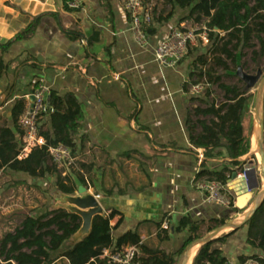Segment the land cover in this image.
I'll use <instances>...</instances> for the list:
<instances>
[{"label": "crops", "instance_id": "obj_1", "mask_svg": "<svg viewBox=\"0 0 264 264\" xmlns=\"http://www.w3.org/2000/svg\"><path fill=\"white\" fill-rule=\"evenodd\" d=\"M80 1L78 9L63 10L61 0H0V45L10 43L0 55L6 65L0 76V130L9 131L19 155L23 133L18 125L20 116L15 117V103L23 101L25 110L30 106L28 98L40 85L58 97L74 99L82 115L74 137L78 169L64 171L74 181L76 191L61 195L99 197L103 215L113 213L109 222L113 243L126 232L134 233L140 245L156 251L152 257L156 256L158 262L172 258L182 264L189 257L187 264H192L201 247L198 241L221 228L209 231L217 221L227 226L253 208L264 183L260 166L248 159L252 148L249 155L239 158L241 166H229L222 148L214 150L211 158L204 156L201 165L197 161L201 149L192 148L187 121H194L193 110L201 108L196 100L199 95H192L190 89L197 79L193 74L201 69L197 58L205 53L196 51L174 68L159 66L153 57L172 29L187 31L198 26L193 17L188 18L190 8L180 10L166 0H144L145 8L154 9L146 27L154 31L146 33L147 42L141 47L130 28L126 0ZM29 26L32 32L16 40ZM196 47L197 43L188 51ZM47 97L46 112L38 119L42 131L50 130V115L56 112L48 109ZM223 168L234 171L226 182L231 207L208 203L193 187L197 174L219 173ZM251 170L255 171L253 175ZM242 171L247 172L246 185L256 183V190L247 191L240 177ZM1 172L5 184L0 189V214L6 216L14 212L12 208L15 212L20 208L17 195L6 205L8 193L18 187L21 195L24 184L37 193L40 180ZM77 174L84 183L77 181ZM46 178L56 190L54 177ZM240 203L242 207L238 208ZM64 205H54L47 211ZM184 218L201 226L196 234L199 239L180 254L189 236L188 228L177 231ZM164 222L167 230L162 229ZM240 224L225 242L211 245L212 250L222 252L228 264L261 256L245 243L247 226ZM77 242L72 236L52 252L51 264H69L61 255ZM140 256L151 257L148 253Z\"/></svg>", "mask_w": 264, "mask_h": 264}, {"label": "trees", "instance_id": "obj_2", "mask_svg": "<svg viewBox=\"0 0 264 264\" xmlns=\"http://www.w3.org/2000/svg\"><path fill=\"white\" fill-rule=\"evenodd\" d=\"M172 7L180 10L190 8L188 18L193 17L194 25H204L207 30V40L211 42V49L206 55L197 58V64L201 67L196 76L198 80H206L209 85H216L223 92V101L219 104L216 99L204 108L193 110L194 121H187L190 134V144L193 149L203 150L206 158L213 157L214 150L222 148L226 151L229 166H241L239 158L249 155L251 150L252 126L244 119L246 117V104L249 98L248 92L237 86H228L222 83L223 77H228L229 64L235 68L236 58L241 60L244 51L255 48L254 41L258 44V54L264 55V0H166ZM73 0H61L63 10H69V4ZM154 9H150L151 17ZM171 16V13L168 17ZM149 26V25H148ZM143 27L146 34L154 30ZM32 26L19 34L15 39H25ZM10 43L0 45V55L7 51ZM212 53V62L221 68L222 75L214 74L212 68L204 71L208 66L207 55ZM229 63V64H228ZM244 69V66H242ZM6 65L0 56V76L5 72ZM210 93L207 92V95ZM47 107L56 111L50 115V130H39L44 139V145L32 150L24 159H18V147L11 143V136L7 129L0 130V170L13 173H22L31 179L41 180L46 177H54L55 189L62 195H73L76 191L74 181L70 177H62L60 171L53 163L49 148L62 145L68 148L75 157L77 146L74 142L82 119L81 111L72 98L63 99L54 93L48 94ZM15 117L24 111V102L15 103ZM47 109V111H48ZM44 114V113H43ZM208 118V121L201 120ZM263 118H264V94H263ZM248 159L256 161L254 154ZM79 168H84L79 165ZM234 171L223 168L219 173L201 172L196 180L207 178L225 185ZM79 183H84L79 174L76 175ZM113 213L103 216H95L92 219L90 233L70 250L62 253L69 264H108L106 260H99L103 250H119L126 246H137L142 253H148L151 257L138 259L140 264H176L172 258L158 262L152 257L156 251L147 250L140 245L136 234L126 232L113 243L109 222ZM200 222H193L189 218L180 221L177 231L188 228L189 236L183 243L180 254L193 242L199 239L196 234L200 228ZM81 226V219L70 214L64 209H52L40 216L23 217L20 225L12 232H8L0 239V262L3 264H51L50 254L58 251ZM224 221H217L213 228L223 227ZM243 226H247V238L245 243L258 250L261 256H251L239 259V264L247 260L264 264V202L255 214L247 220ZM234 234H224L219 238L200 247L192 264H228L219 250H212L214 242L223 243Z\"/></svg>", "mask_w": 264, "mask_h": 264}, {"label": "built area", "instance_id": "obj_3", "mask_svg": "<svg viewBox=\"0 0 264 264\" xmlns=\"http://www.w3.org/2000/svg\"><path fill=\"white\" fill-rule=\"evenodd\" d=\"M144 0H126L124 9L130 19V28L133 32L136 42L139 46H144L147 42V36L143 32V27L151 23L150 9L143 5ZM80 0H73L69 4V8L78 9ZM200 31V33H198ZM196 37H199L203 43H208L207 30L204 25H199L193 29L182 31L180 29H172L166 38L155 49L153 57L155 63L161 67H176L187 55L188 47L196 43ZM204 85L198 84L192 86L190 93L192 95H200L204 90ZM49 94L47 87L40 85L32 93L34 98L32 107L28 106L18 118V125L23 133V147L19 152L18 159H24L28 154L44 145V139L39 134L38 119L46 112L45 99ZM49 155L60 171L62 177H66L64 170H77L75 158L71 155L68 148L58 145L49 148ZM197 161L201 165L204 161L202 150L197 151ZM246 171H242L240 177L245 181ZM193 187L196 191L204 195L208 203L221 206L231 207L233 202L228 194L226 184L222 185L215 180L200 178L195 180ZM96 200L99 197H95ZM162 229L167 230L166 222L162 224ZM140 251L137 246H126L119 250H103L100 259L106 260L108 264H140L138 259ZM242 264H257L256 261L247 260Z\"/></svg>", "mask_w": 264, "mask_h": 264}, {"label": "rangeland", "instance_id": "obj_4", "mask_svg": "<svg viewBox=\"0 0 264 264\" xmlns=\"http://www.w3.org/2000/svg\"><path fill=\"white\" fill-rule=\"evenodd\" d=\"M200 33V31L198 32ZM196 43L197 47L189 49L188 54L185 57H188L192 55V53H195L196 51L204 52L205 55L209 52L211 49V42H208L207 44H203L202 40L199 37H196ZM255 48L248 49L244 51V57L240 60V63L242 66H244V71L249 75H254L256 72L257 67L261 69V71L264 74V55L263 56H257L254 57L252 53L259 52L258 50V44L256 41H254ZM201 54V53H200ZM199 54V55H200ZM212 53L207 55V62L208 66L204 68V71L208 70L209 68H212L214 71V74L216 75H222L221 68L216 67L213 65L212 62ZM229 64V63H228ZM230 72L234 70V67L229 64ZM222 83L228 86H237L241 89L244 88V84L238 80L235 77L228 76L222 78ZM202 84L204 85L203 92L199 95V97L196 98L198 103L200 104L201 108H204L206 105H210L212 100L216 99V102L219 104L223 101V92L216 86V85H209L207 84L206 80H198L195 79L192 81V86ZM257 85L255 88H253L251 91H248L247 97L249 100L246 104V119L245 121L249 124H252V113L254 108V99L257 91ZM207 92L210 93L207 95ZM201 120L208 121V118L201 117ZM252 153H256V149H252ZM256 156V165H259V157ZM1 172V171H0ZM1 174H5V171H2ZM5 183L1 181L0 179V189L3 188ZM39 190L37 193H35L34 188L30 185H23L21 189V195L19 192V189H14L12 192H9L8 195L10 196L7 199L6 205H10V201H15V195H17L19 207L18 210L15 212L14 208L12 210L14 212H11L8 215L0 214V238L3 237L5 233H8L11 230H14L16 227H18L21 223V220L26 215H39L43 214L49 207H52L54 205H61V197L62 195L57 193L56 190H53V184L46 179L40 180L39 184ZM14 186H9L10 188H13ZM8 191V189H6ZM2 199H0V205H2ZM250 210V209H249ZM10 211V209H9ZM2 225V227H1Z\"/></svg>", "mask_w": 264, "mask_h": 264}, {"label": "water", "instance_id": "obj_5", "mask_svg": "<svg viewBox=\"0 0 264 264\" xmlns=\"http://www.w3.org/2000/svg\"><path fill=\"white\" fill-rule=\"evenodd\" d=\"M227 74L237 78L244 84L243 92L251 91L253 88H255L256 85L258 86L254 99V108L252 113L253 117L251 124L252 126L251 148H252V140L254 138L256 145V153H251V154L258 155L260 172L264 179V118H263L264 74L259 67H257L254 75L247 74L240 63L239 57H237L235 61V70L228 72ZM28 101L30 103V108H31L34 102L33 96H30L28 98ZM254 172H255L254 170H251L250 174L253 175ZM246 175L247 172H245L244 174L245 178ZM234 176L235 175H233V177ZM246 189L247 191L252 192L257 189V184L256 183H254L253 185L247 184ZM246 198L249 199L250 196L247 194ZM263 202H264V183L262 185L261 191L258 193L255 199L254 206L252 209L247 210L245 213H243L240 216V218L237 219L235 222L227 226H223L213 231L212 233L208 234L204 238L200 239L198 241L199 246H203L207 243H210L216 238L238 229L239 226L241 225L240 223L243 222L244 224L247 220H249L255 214V212L261 207ZM61 203L67 204V206L64 205V207L60 209H64L68 213L74 214L81 219V226L77 231V233L73 235V237L76 238L78 242L83 240L90 233L92 219L95 216H103V210L101 209L98 201L92 195L89 194L84 195L82 197L62 196ZM239 207H242L241 203L238 205V208ZM188 260L189 257H185L182 264H187Z\"/></svg>", "mask_w": 264, "mask_h": 264}, {"label": "bare ground", "instance_id": "obj_6", "mask_svg": "<svg viewBox=\"0 0 264 264\" xmlns=\"http://www.w3.org/2000/svg\"><path fill=\"white\" fill-rule=\"evenodd\" d=\"M252 149H256V145H255V140H254V138H253V140H252Z\"/></svg>", "mask_w": 264, "mask_h": 264}]
</instances>
